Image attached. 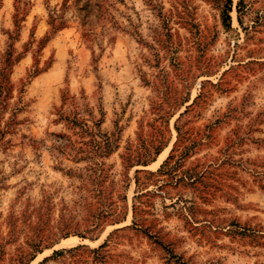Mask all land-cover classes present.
<instances>
[{
    "label": "rangeland",
    "instance_id": "374dc122",
    "mask_svg": "<svg viewBox=\"0 0 264 264\" xmlns=\"http://www.w3.org/2000/svg\"><path fill=\"white\" fill-rule=\"evenodd\" d=\"M60 1L0 0V264H264V0Z\"/></svg>",
    "mask_w": 264,
    "mask_h": 264
},
{
    "label": "trees",
    "instance_id": "16d2710c",
    "mask_svg": "<svg viewBox=\"0 0 264 264\" xmlns=\"http://www.w3.org/2000/svg\"><path fill=\"white\" fill-rule=\"evenodd\" d=\"M228 4H229V0H228ZM110 5H111L110 0H61L60 1L61 10L68 8V6H71L72 8H74V10H75L74 13L76 14V17L78 18V21H79V23L83 29L84 28L92 29L94 27V23L99 18L100 19H107L108 16L103 15V13L106 11V6H110ZM15 10H17V9H15ZM14 16H15V14H14ZM48 22H49V24L53 23V18L51 17V15L49 16ZM58 22H59L58 23L59 25L62 24V21H58ZM6 60L7 59H5L4 62ZM35 74H36V71H32V73H30L28 75L27 79L29 80V78L34 76ZM0 80H1V76H0ZM174 129L176 132V140H177V138L180 136V132H179V129L176 125H175ZM154 150H155V152H154L155 154H157L159 151L156 148ZM124 158H125V160H129L130 159L129 154H127ZM167 159H169V155L164 160V162H166ZM149 161H150L149 155H148V153L145 152L143 154L135 155L134 164L145 166V165H147V163ZM135 172H137V169L135 170ZM134 182H135V184H137V179H134ZM131 225H134V226L137 225V223L134 222L133 218L131 221ZM121 228H123V227H121ZM121 228H118V229H121ZM104 246H105V241L102 242L101 244H99L97 247L93 248L91 251L93 253H97ZM77 247H84V246L78 245V246L72 247V249H76ZM63 251H66V250L65 249L54 250L52 254L58 255ZM31 259H32V255L29 257V260H31ZM47 259H48L47 257H44L37 264H44V262ZM27 263L28 262H23L22 264H27Z\"/></svg>",
    "mask_w": 264,
    "mask_h": 264
}]
</instances>
